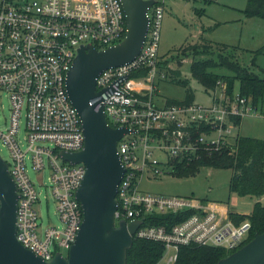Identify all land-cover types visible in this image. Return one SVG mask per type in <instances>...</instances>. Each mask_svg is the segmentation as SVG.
Instances as JSON below:
<instances>
[{"label": "built area", "instance_id": "built-area-1", "mask_svg": "<svg viewBox=\"0 0 264 264\" xmlns=\"http://www.w3.org/2000/svg\"><path fill=\"white\" fill-rule=\"evenodd\" d=\"M165 2L153 0L147 9L148 27L138 55L98 74V95L91 103H96L94 112L102 109L108 125L128 129L116 143L124 169L116 192V221L138 220L132 238L173 250V262L182 246L236 251L247 240L250 222L235 224L220 203L142 192L141 182L171 174L177 163H189L201 150L224 145L237 135L234 120L253 114L254 107L239 92H229L222 79L206 90V105L193 101L159 106L153 101L155 78H166L159 65ZM125 32L120 0H0V99L5 97L9 105L0 140L10 155L6 163L17 192L16 239L42 261L50 262L57 254L67 257L83 221L75 193L85 167L60 154L80 151L84 144L81 120L66 90L67 73L79 48L105 49L119 43ZM211 135L215 140L207 139ZM29 168L35 174L49 171L60 226L43 228L39 192ZM165 215L180 220L150 223Z\"/></svg>", "mask_w": 264, "mask_h": 264}, {"label": "water", "instance_id": "water-1", "mask_svg": "<svg viewBox=\"0 0 264 264\" xmlns=\"http://www.w3.org/2000/svg\"><path fill=\"white\" fill-rule=\"evenodd\" d=\"M126 20L124 38L105 49L91 45L78 49L66 76V90L81 120L84 144L77 152H64L62 158L82 163L84 176L75 196L83 221L67 257L57 254L42 261L16 239V186L0 156V264H126L138 220L116 221V192L124 169L116 143L128 129L107 124L102 109L94 112L98 95L95 79L110 67L130 63L140 52L148 27L147 9L153 0H120ZM216 264H264V232L256 234L236 251Z\"/></svg>", "mask_w": 264, "mask_h": 264}, {"label": "rangeland", "instance_id": "rangeland-1", "mask_svg": "<svg viewBox=\"0 0 264 264\" xmlns=\"http://www.w3.org/2000/svg\"><path fill=\"white\" fill-rule=\"evenodd\" d=\"M247 0H166L162 19L159 57L170 59L169 71L165 79L158 76L154 81L153 101L162 104L167 99L181 101L190 90L193 101L200 104L209 103V93L204 87L191 76L190 64L192 57L187 56L177 61L176 56L182 48L188 45L200 44L203 40L211 43L214 49L219 45L237 46L229 49L235 59L246 69L263 76L264 71V18L247 17L242 12ZM202 12L197 13L196 11ZM219 44V45H217ZM261 51V52H260ZM202 57L198 58L201 59ZM213 72L228 75L224 68L215 67ZM175 74V75H174ZM186 80V85L176 84L173 76ZM237 87V83L235 85ZM258 116H247L242 119L241 128L232 127L233 134L238 131L246 136L264 140V102H259L256 108ZM9 118V105L5 97L0 99V130L5 131ZM23 121L21 123V127ZM22 133V132H21ZM22 134H20L21 136ZM22 137H20V140ZM215 140V136L207 137ZM23 144L24 142L21 141ZM0 156L10 163V155L7 147L0 140ZM232 171L230 169H218L203 166L188 177H174L164 174L155 179L143 180L140 190L145 193L162 197L191 196L200 198L208 196L209 199L228 202L232 210L247 211L252 207L253 197L234 196L229 192L227 183ZM29 176L35 182L39 192L40 206L39 215L43 228L48 226H60L55 203L50 193L49 171L35 174L29 168ZM41 185H40V184ZM39 184V185H37ZM193 193L194 195H190ZM231 194V195H230ZM213 196V197H211ZM229 196V197H228ZM209 199H207L209 201ZM259 200V198H257ZM233 201L236 204L233 205ZM174 254L173 250H164L157 264H172L169 258Z\"/></svg>", "mask_w": 264, "mask_h": 264}, {"label": "trees", "instance_id": "trees-1", "mask_svg": "<svg viewBox=\"0 0 264 264\" xmlns=\"http://www.w3.org/2000/svg\"><path fill=\"white\" fill-rule=\"evenodd\" d=\"M196 12L201 13L202 10ZM242 12L247 17L264 18V0H247ZM216 47L221 48L214 49L211 43L203 40L200 44L183 47L176 58L179 62L187 56L192 57L191 76L204 89L213 88L216 81L222 79L227 83L228 90L231 92L235 82H238L240 95L248 98L253 106L264 102V77L246 69L235 59L233 53H228L229 49L238 47L225 45ZM200 57L202 58L198 59ZM159 59V65L166 71L167 76L171 60L161 59V57ZM215 67L224 68L229 74L215 73L212 71ZM173 79L176 84L185 86L187 83L177 75L173 76ZM193 100V94L189 90L183 100L167 99L165 104H189ZM234 121L236 125H239L241 120L237 118ZM198 156L189 163H177L171 175L178 178L188 177L194 175L203 166L230 169L232 171L228 183L230 193H235L240 197L263 198V200L255 201L249 214L239 215L230 212L229 218L235 224L245 220L250 222L249 234L244 244L256 234L264 232V140L237 134L224 145L201 150ZM166 219H172V222L180 220L179 216L165 215L152 219L150 223L165 224ZM163 251L164 247L160 243L134 238L132 246L127 250L126 264H157ZM232 252L234 251L206 246H182L172 264H216Z\"/></svg>", "mask_w": 264, "mask_h": 264}, {"label": "crops", "instance_id": "crops-1", "mask_svg": "<svg viewBox=\"0 0 264 264\" xmlns=\"http://www.w3.org/2000/svg\"><path fill=\"white\" fill-rule=\"evenodd\" d=\"M243 11V10H242ZM237 47V46H236ZM262 48V52H263V49H264V44H263V46L261 47ZM264 72V71H263ZM259 76V75H258ZM261 77V76H260ZM262 77H264V73H263V76ZM236 83H237V87L235 86L236 85ZM234 92H239V83L238 82H235V84H234ZM205 91H206V89H205ZM166 101V100H165ZM165 101L162 103V104H157V105H159V106H161V105H163V104H165ZM209 102H210V99H209ZM254 107V113L253 114H250V115H248V116H252V115H254V116H258L259 115V113H257V111H256V108L258 107V104L256 105V106H253ZM245 117H247V116H245ZM245 117H242L240 120V123H239V125H238V127H240V129H242L241 128V122H242V119L243 118H245ZM237 134H239V135H242V136H246V135H244V134H241V132L240 131H238L237 132ZM247 137H250V136H247ZM252 138H255V137H252ZM257 139H260V138H257ZM261 140H263V139H261ZM231 175H232V173H231ZM231 175H230V177H231ZM230 179V178H229ZM228 183H229V180H228ZM228 183H227V187H228ZM190 195H194L193 193H191ZM231 195V194H230ZM232 195H234V196H237L235 193H232ZM186 197H191V196H186ZM211 197H213V196H211ZM229 197V196H228ZM247 197H249V196H247ZM198 200H201V201H208L207 199H209L208 198V196L206 197V195L205 196H200V198H197ZM253 202H252V206H253V203L255 202V201H262L263 200V198H259V200H257V198H255V197H253ZM208 202H215V203H220L221 204V206H222V208H224L225 210H226V213H227V215L230 213V212H232V213H235V214H239V215H247V214H249L250 213V211H251V209H252V207L249 209V210H247V211H243V210H232L231 209V207H230V205H229V199H228V202H224V201H221V200H216V198H214V199H209V201ZM236 204V201H233V205H235ZM237 205V204H236Z\"/></svg>", "mask_w": 264, "mask_h": 264}]
</instances>
